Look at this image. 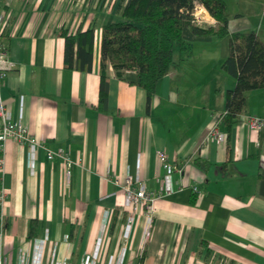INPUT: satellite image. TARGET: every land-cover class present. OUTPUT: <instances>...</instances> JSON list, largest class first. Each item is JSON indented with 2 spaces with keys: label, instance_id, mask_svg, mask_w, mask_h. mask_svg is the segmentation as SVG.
<instances>
[{
  "label": "crops",
  "instance_id": "obj_1",
  "mask_svg": "<svg viewBox=\"0 0 264 264\" xmlns=\"http://www.w3.org/2000/svg\"><path fill=\"white\" fill-rule=\"evenodd\" d=\"M123 1L110 11L109 0H0L1 43L14 64L1 88L5 106L14 123L74 162L67 184L63 161L49 160L46 149L33 156L28 145L0 144V190L7 194L0 258L31 262L40 240L43 264H84L101 238L98 264L123 248L124 264H264V129L256 134L243 120L264 118V89L247 94L238 121L230 118L226 95L237 79L222 68L229 48L200 45L187 56L174 53L177 64L149 103L131 84L135 71L120 78L109 67L102 87L101 30L116 21ZM230 1L239 7L228 19L230 33L256 32L264 41V0ZM92 25V70L67 68L62 30L77 34ZM215 124L226 141L204 142ZM158 150L182 172L169 173ZM128 175L147 192H162L145 245V207L124 239Z\"/></svg>",
  "mask_w": 264,
  "mask_h": 264
},
{
  "label": "trees",
  "instance_id": "obj_2",
  "mask_svg": "<svg viewBox=\"0 0 264 264\" xmlns=\"http://www.w3.org/2000/svg\"><path fill=\"white\" fill-rule=\"evenodd\" d=\"M118 7L121 20L102 28L101 81L107 79L112 67L123 78L127 71L138 75L137 85L144 89L148 103L156 93L158 83L177 64L175 48L182 55L191 53L196 42L212 38H229V55L224 71L237 79L234 90L227 92V112L239 119L247 104L249 92L264 89V41L256 32L230 33L227 5L224 0H124ZM196 3H200L216 21V26H198L193 22ZM96 27L70 34L62 30L65 39V64L69 69L90 72ZM183 60V59H182Z\"/></svg>",
  "mask_w": 264,
  "mask_h": 264
},
{
  "label": "built area",
  "instance_id": "obj_3",
  "mask_svg": "<svg viewBox=\"0 0 264 264\" xmlns=\"http://www.w3.org/2000/svg\"><path fill=\"white\" fill-rule=\"evenodd\" d=\"M5 14H0V144L3 146L9 140H13L16 143L22 145H28L30 148L31 154L38 152L41 148L47 150V157L49 160H54L55 158H60L63 161L65 166V176H66V183L70 184L73 175V167L74 162L73 160L67 155L65 152L56 153L53 150L47 149L45 144L38 141L26 128V126L21 122L14 123L12 121V115L7 110L5 106V102L2 98L1 88L3 82L7 79L10 72L14 69V64L9 58L8 49L1 43V39L4 34L3 30V19ZM228 114V112H226ZM243 120L249 125V128L252 132L258 134L262 129H264V118L256 117V116H245ZM219 124V123H218ZM218 124H215L211 129L207 137L205 138L204 142H207L211 139H216L219 143L226 141V135L220 132L218 128ZM157 156L160 162L163 164L164 168L169 172L172 173L173 171H180L178 166L172 165L168 161L167 154L162 151H157ZM1 163V161H0ZM35 166L34 161L32 163V168ZM136 186H138L136 188ZM169 192V189H167ZM194 191H197V188H194ZM125 207L129 210L128 220L125 226V234L124 239H129L130 234L133 230L134 223H135V216L138 213L139 209L145 207V216L147 220V224L144 229L143 234V245L149 242L151 231L153 227V213H154V201L156 198L162 196V192L157 194L149 193L146 191L145 186L141 182L140 178H134L129 176L126 178L125 181ZM7 194L5 190H0V205H3ZM141 211V210H140ZM40 240L36 243L39 244L37 246L38 255L37 258H34L31 262H25V259H22L19 264H43L42 262V253L41 248L43 245ZM101 245L102 240L101 238L98 239L96 248L94 253L91 256H88L84 264H98L100 253H101ZM126 255V249L123 248L122 251L117 255H112L109 258L108 264H124ZM0 264H8L6 259L0 258ZM51 264H69L66 262H59L53 261Z\"/></svg>",
  "mask_w": 264,
  "mask_h": 264
},
{
  "label": "rangeland",
  "instance_id": "obj_4",
  "mask_svg": "<svg viewBox=\"0 0 264 264\" xmlns=\"http://www.w3.org/2000/svg\"><path fill=\"white\" fill-rule=\"evenodd\" d=\"M115 0H109V7H108V10L111 11V9L113 8L112 4ZM226 5H227V17L228 19L231 17V18H234V15L239 11V7L236 6L235 4H233V2H231L230 0H224ZM199 8L198 9H195V18L197 19V23L200 25V26H203V27H208V26H211L212 25V16L209 14V12L203 7V6H198ZM203 7V8H202ZM199 9H203L204 11H206V13H208L207 15V20L206 21L203 16H198L196 13ZM246 11V8H243V7H240V12L242 13H245ZM199 13H202L201 11H199ZM205 13V14H206ZM119 17L116 18V21H120L121 20V17H120V14H118ZM211 46V47H217L220 49L221 53H228V48H229V38H224V39H219V38H212L211 41L209 42H196L194 43L193 47H196V46ZM175 52L176 54H179L180 53V47L179 45L176 46L175 48Z\"/></svg>",
  "mask_w": 264,
  "mask_h": 264
},
{
  "label": "bare ground",
  "instance_id": "obj_5",
  "mask_svg": "<svg viewBox=\"0 0 264 264\" xmlns=\"http://www.w3.org/2000/svg\"><path fill=\"white\" fill-rule=\"evenodd\" d=\"M199 11H201L202 13H199ZM205 13H206V11H204L203 9H199L196 14L198 16H207Z\"/></svg>",
  "mask_w": 264,
  "mask_h": 264
}]
</instances>
